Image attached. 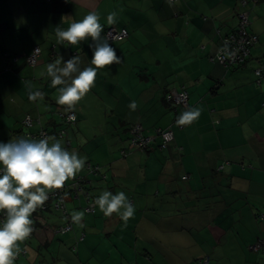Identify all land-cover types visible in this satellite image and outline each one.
I'll use <instances>...</instances> for the list:
<instances>
[{
	"label": "crops",
	"instance_id": "1",
	"mask_svg": "<svg viewBox=\"0 0 264 264\" xmlns=\"http://www.w3.org/2000/svg\"><path fill=\"white\" fill-rule=\"evenodd\" d=\"M240 2L0 0V142L58 131V113L73 111L69 151L101 168L99 175L79 172L87 177L85 188L96 197L124 192L137 206V219L125 223L97 206L86 213L84 198L69 193V217L84 211L85 226L73 222L71 232H57L67 218L36 209L33 232L19 245L27 254L14 264H194L204 257L209 264H264L263 253L248 250L264 238V78L257 82L254 74L264 62V0ZM91 11L100 16L101 36L111 27L129 36L110 43L121 62L98 69L94 86L68 109L57 103L62 85L52 86L46 67L74 55L81 70L91 66L93 42L58 44L55 28ZM113 11L116 23L109 24ZM243 11L258 36L250 57L235 68L211 62ZM35 46L41 55L30 66L26 56ZM4 54L21 58L10 63ZM29 84L43 92L42 101L29 100ZM169 90H186L189 106L201 109L183 129L173 125L178 114L165 100ZM26 115L33 120L29 128L22 124ZM136 124L147 134L173 125L174 141L164 151L157 140L145 152L122 156Z\"/></svg>",
	"mask_w": 264,
	"mask_h": 264
},
{
	"label": "clouds",
	"instance_id": "2",
	"mask_svg": "<svg viewBox=\"0 0 264 264\" xmlns=\"http://www.w3.org/2000/svg\"><path fill=\"white\" fill-rule=\"evenodd\" d=\"M116 12L107 16L109 24H115ZM100 16L91 11L79 21L73 20L66 29L57 26L55 35L58 44L67 42L77 45L91 39V66L80 68V57L72 56L64 61L60 56L46 67V75L51 78L53 87L57 88V103L74 106L91 90L95 84L97 70L119 64L117 55L106 37H102L103 26ZM41 75H45L42 72ZM28 98L31 101L43 100L41 91H32L29 84ZM134 110L135 101L130 104ZM201 114L199 107H190L178 117L179 125H191ZM86 158L76 151H69L55 136L44 135L41 138L21 136L7 143L0 142V212L4 219L0 222V264H14L21 252L20 243L33 232L32 214L49 199V193L61 189L65 183L74 179L85 167ZM105 216L118 213L127 223L134 216L135 206L124 192L113 194L103 191L95 200ZM84 211L71 214V221L83 228L81 223Z\"/></svg>",
	"mask_w": 264,
	"mask_h": 264
},
{
	"label": "built area",
	"instance_id": "3",
	"mask_svg": "<svg viewBox=\"0 0 264 264\" xmlns=\"http://www.w3.org/2000/svg\"><path fill=\"white\" fill-rule=\"evenodd\" d=\"M174 2L177 0H169ZM259 0H241L240 4L242 7H245L248 4L255 5ZM250 20L248 12L243 11L238 14V24L234 30L221 36L220 38V47L218 52L209 57V60L213 63H218L223 65L226 68H235L242 66L248 60L251 54L252 48L258 42V36L252 33L249 30ZM129 36L126 29L117 30L113 27L107 28L102 34V37H106L109 43L120 42L126 39ZM67 44V42H65ZM69 45V44H67ZM41 49L38 46L33 48L32 53L29 56H26V61L30 66H35L40 58ZM4 56L10 61V63H16L21 58L18 55L4 54ZM54 58L55 54L51 55ZM254 74L257 78V82H260L264 78V62L259 63L258 67L254 70ZM165 100L170 104V106L175 110L179 115L190 108L188 103V93L186 90L175 91L169 90L165 95ZM58 117L62 122L60 130L58 131V137L66 139L64 147L69 150L71 145L69 139L67 138V128L76 122V114L73 111L66 113L59 112ZM178 119V118H177ZM177 119L174 122V126L178 129H183L184 125H179ZM22 124L25 128H29L33 124V120L29 115H26L22 121ZM172 125V126H173ZM172 126L166 129H156L153 134L145 133L143 127L140 124L131 126V137L128 140L127 146L121 150V155L126 156L132 151H147L151 146H153L157 140H159L157 147L159 150L164 151L170 143L174 141V131ZM44 135H48V132L44 129L39 130L36 133L23 132L22 136H30L33 138H41ZM84 169L87 174L99 175L101 172L100 166H92L89 163L85 164ZM85 174L78 173L74 179H70L65 183L63 188L54 189L49 193V199L41 206V210L45 211L47 208L54 212H58L64 218H67V221L64 225L60 226L57 232L60 233H69L72 231L73 222L69 217L67 210V200L69 193L72 194L75 198L80 196L86 201L84 210L86 213L95 212V200L96 196H92L89 191L85 188L86 181ZM105 178V176H103ZM4 219V213L0 212V222ZM84 235L81 236L80 240H83ZM248 250L252 253L261 252L264 254V238L258 239L256 242L251 244L248 247ZM26 250H22L20 255L26 256ZM49 264V263H42ZM84 264V263H82ZM194 264H209V258L204 257L197 260Z\"/></svg>",
	"mask_w": 264,
	"mask_h": 264
},
{
	"label": "trees",
	"instance_id": "4",
	"mask_svg": "<svg viewBox=\"0 0 264 264\" xmlns=\"http://www.w3.org/2000/svg\"><path fill=\"white\" fill-rule=\"evenodd\" d=\"M61 127V126H60ZM60 130V129H59ZM58 130V131H59ZM47 132H48V134L50 135V136H56L57 135V133H58V131H55V132H49L48 130H46ZM38 132V131H37ZM38 210H41V208L40 207H38L37 208ZM47 210H50L49 208H47L45 211H47ZM42 211V210H41Z\"/></svg>",
	"mask_w": 264,
	"mask_h": 264
},
{
	"label": "rangeland",
	"instance_id": "5",
	"mask_svg": "<svg viewBox=\"0 0 264 264\" xmlns=\"http://www.w3.org/2000/svg\"><path fill=\"white\" fill-rule=\"evenodd\" d=\"M136 211L134 213V216L131 218L132 219V222H134L136 219H137V206L135 207Z\"/></svg>",
	"mask_w": 264,
	"mask_h": 264
}]
</instances>
